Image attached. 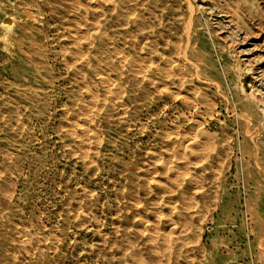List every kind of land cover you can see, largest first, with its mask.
Listing matches in <instances>:
<instances>
[{
	"label": "rangeland",
	"instance_id": "obj_1",
	"mask_svg": "<svg viewBox=\"0 0 264 264\" xmlns=\"http://www.w3.org/2000/svg\"><path fill=\"white\" fill-rule=\"evenodd\" d=\"M249 89L264 0H0V264H264Z\"/></svg>",
	"mask_w": 264,
	"mask_h": 264
},
{
	"label": "bare ground",
	"instance_id": "obj_2",
	"mask_svg": "<svg viewBox=\"0 0 264 264\" xmlns=\"http://www.w3.org/2000/svg\"><path fill=\"white\" fill-rule=\"evenodd\" d=\"M131 1V0H130ZM125 3H126V1H124ZM47 3V2H46ZM66 3V2H65ZM80 3H81V1H80ZM69 5V4H68ZM116 5V4H115ZM95 7V6H94ZM128 7V6H127ZM46 8V7H45ZM85 9V8H84ZM113 9V8H112ZM49 10V9H48ZM62 10V9H61ZM86 11V10H85ZM100 11V10H99ZM116 11V10H115ZM193 11V10H192ZM62 12V11H61ZM95 12V11H94ZM48 13V12H47ZM71 13V12H70ZM114 13V12H113ZM152 13V12H151ZM61 14V13H60ZM64 14V13H63ZM81 14V13H80ZM87 15V14H86ZM247 15V14H246ZM44 16V15H43ZM85 17V16H84ZM97 17V16H96ZM189 17V16H188ZM201 17V16H200ZM85 19V18H84ZM131 19V18H130ZM65 20H67V19H65ZM82 20V19H81ZM137 20V19H136ZM191 20V19H190ZM28 23V22H27ZM63 23V22H62ZM96 23V22H95ZM133 23V22H132ZM48 24V23H47ZM78 24V23H77ZM50 25V24H49ZM76 25V24H75ZM104 25V24H103ZM32 26V25H31ZM90 26V25H89ZM79 27V26H78ZM86 27V26H85ZM95 28H96V26H94ZM154 27V26H153ZM233 27V26H232ZM44 28V27H43ZM71 28V27H70ZM84 28V27H83ZM110 28V27H109ZM65 29V28H64ZM113 30V29H112ZM185 31V30H184ZM187 31V30H186ZM262 32V31H261ZM76 33V32H75ZM74 33V34H75ZM102 33V32H101ZM141 33V32H140ZM186 33V32H185ZM258 33V32H257ZM143 34V33H142ZM58 35V34H57ZM71 35V34H70ZM85 35V34H84ZM89 35V34H88ZM107 35V34H106ZM157 35V34H156ZM73 36H75V35H73ZM22 37V36H21ZM90 37V36H89ZM101 37V36H100ZM121 37V36H120ZM185 37H187V36H185ZM257 37V36H256ZM70 38V37H69ZM80 38V37H79ZM218 38V37H217ZM125 39V38H124ZM151 39V38H150ZM252 39V38H251ZM58 40V39H57ZM78 40V39H77ZM82 40V39H81ZM98 40V39H97ZM187 40V39H186ZM152 41V40H151ZM155 41V40H154ZM19 43V42H18ZM72 43V42H71ZM89 44V43H88ZM20 45V44H19ZM24 45V44H23ZM188 45V44H187ZM21 46V45H20ZM38 46V45H37ZM36 46V47H37ZM75 46V45H74ZM207 46V45H206ZM192 47V46H191ZM20 48V47H19ZM84 48V47H83ZM112 48V47H111ZM123 48V47H122ZM98 49V48H97ZM101 49V48H100ZM99 49V50H100ZM148 50V49H147ZM176 50V49H175ZM185 51V50H184ZM176 52V51H175ZM233 52V51H232ZM24 53V52H23ZM59 53V52H58ZM117 54V53H116ZM178 53H176V55H177ZM182 54V53H181ZM82 55V54H81ZM112 55V54H111ZM127 55V54H126ZM179 55H180V53H179ZM185 55V54H184ZM183 55V56H184ZM229 55V54H228ZM117 56V55H116ZM97 57V56H96ZM112 57V56H111ZM145 57V56H144ZM160 57V56H159ZM164 58V57H163ZM184 58V57H183ZM148 59V58H147ZM190 59H192V58H190ZM137 60H139V59H137ZM185 60V59H184ZM238 60V59H237ZM32 61V60H31ZM66 62V61H65ZM144 62V61H143ZM147 62V61H146ZM44 63V62H43ZM70 63H72V62H70ZM98 63V62H97ZM114 63V62H113ZM142 63V62H141ZM172 63V62H171ZM171 63H169V64H171ZM174 63V62H173ZM118 64V63H117ZM126 64V63H125ZM140 64V63H139ZM144 64V63H143ZM149 64V63H148ZM72 65V64H71ZM97 66V65H96ZM161 67V66H160ZM170 67V66H169ZM180 67V66H179ZM80 68V67H79ZM113 69V68H112ZM82 70V69H81ZM124 70V69H123ZM247 70V69H246ZM246 70H245V72H246ZM78 71V70H77ZM112 72V71H111ZM144 73H145V71H143ZM109 73H110V71H109ZM98 75V74H97ZM93 76V75H92ZM160 76V75H159ZM140 77V76H139ZM100 78V77H99ZM114 79V78H113ZM166 79V78H165ZM137 80V79H136ZM150 81V80H149ZM70 82V81H69ZM81 82V81H80ZM85 82V81H84ZM101 82H103V83H107L108 82V80L107 79H102L101 80ZM148 82V81H147ZM73 84V83H72ZM110 84V83H109ZM212 84V83H211ZM84 85V84H83ZM248 85V84H247ZM109 87V86H108ZM160 87V86H159ZM86 88V87H85ZM158 88V87H157ZM249 88V87H248ZM78 89V88H77ZM89 89V88H88ZM217 89V88H216ZM243 89V88H242ZM251 89V88H250ZM249 89V90H250ZM261 89V88H260ZM105 91V90H104ZM180 91V90H179ZM245 93V92H244ZM105 94V93H104ZM245 95H247V94H245ZM93 96V95H92ZM105 96V95H104ZM93 97H96V96H93ZM67 98V97H66ZM174 98V97H173ZM248 98L250 99V101L252 102V103H254L256 106H258L260 109H261V111H262V114H263V117H264V104L262 105L261 103H260V100H258V97H257V95L255 94V92H252V90H250L249 92H248ZM96 99V98H95ZM103 99V98H102ZM153 99V98H152ZM51 100V99H50ZM97 100V99H96ZM159 100V99H158ZM86 101V100H85ZM90 101H92V100H90ZM95 101V100H94ZM119 101V100H118ZM85 103V102H84ZM92 103H94V102H92ZM164 103V102H163ZM55 104V103H54ZM109 104V103H108ZM107 104V105H108ZM116 104V103H115ZM191 105V104H190ZM255 106V107H256ZM103 107V106H102ZM112 107V106H111ZM91 108H93V107H91ZM101 108V107H100ZM186 108V107H185ZM115 109V108H114ZM197 110V109H196ZM97 111V110H96ZM114 111V110H113ZM117 111V110H116ZM49 112V111H48ZM75 112V111H74ZM65 113V112H64ZM47 116V115H46ZM98 116V115H97ZM75 117V116H74ZM93 117H95V116H93ZM98 119V118H97ZM105 120V119H104ZM250 122V121H249ZM82 123V122H81ZM84 123V122H83ZM61 126V125H60ZM66 126V125H65ZM70 126V125H69ZM81 126V125H80ZM75 127V126H74ZM70 129V128H69ZM190 129V128H189ZM196 130V129H195ZM70 132V131H69ZM191 133V132H190ZM88 135V134H87ZM176 135V134H175ZM251 135V134H250ZM64 136V135H63ZM71 136V135H70ZM83 136V135H82ZM249 136V135H248ZM177 138V137H176ZM198 138V137H197ZM204 138V137H203ZM88 139V138H87ZM91 139V138H90ZM205 139V138H204ZM70 141V140H69ZM72 141V140H71ZM97 141H98V139H97ZM98 142H100V141H98ZM81 143H82V141H81ZM8 144V143H7ZM12 144V143H11ZM80 144V143H79ZM108 144V143H107ZM84 144H82V146H83ZM183 145V144H182ZM85 146V145H84ZM83 146V147H84ZM87 146V145H86ZM184 147V146H183ZM189 147V146H188ZM80 149H81V147H79ZM96 148V147H95ZM90 149V148H89ZM114 149V148H113ZM191 149V148H190ZM82 150V149H81ZM111 150V149H110ZM191 151V150H190ZM84 152V151H83ZM171 152V151H170ZM73 153V152H72ZM172 153V152H171ZM171 153H170V155H171ZM87 154V153H86ZM166 154H167V152H166ZM88 155V154H87ZM174 155H176V154H174ZM196 155V154H195ZM172 156V155H171ZM170 158V157H169ZM26 159V158H25ZM82 159V158H81ZM6 160V159H5ZM83 161V160H82ZM170 161V160H169ZM201 161H203V160H201ZM170 163H172V162H170ZM199 164V163H198ZM175 165V164H174ZM256 165V164H255ZM191 168V167H190ZM200 169V168H199ZM192 170V169H191ZM2 171V170H1ZM182 171V170H181ZM216 171V170H215ZM169 172V171H168ZM169 173H171V172H169ZM174 173H175V171H174ZM178 173V172H177ZM187 173V172H186ZM185 173V174H186ZM182 174V173H181ZM183 175V174H182ZM181 175V176H182ZM170 180H173V178L172 179H170ZM263 180V179H262ZM174 181V180H173ZM183 181V180H182ZM148 182V181H147ZM191 182V181H190ZM176 184H177V182H176ZM178 185V184H177ZM185 195V194H184ZM183 203V202H182ZM197 204V203H196ZM187 205V204H186ZM188 206V205H187ZM187 206H186V209H187ZM185 207V206H184ZM171 211H172V208H171ZM18 212V211H17ZM253 212V211H252ZM171 213V212H170ZM184 214V213H183ZM189 215V214H188ZM255 216V215H254ZM256 217V216H255ZM256 218H258V217H256ZM256 218H255V220H256ZM134 219V218H133ZM258 221H259V218L257 219ZM146 221V220H145ZM139 223V222H138ZM158 223V222H157ZM14 224V223H13ZM21 224V223H20ZM19 224V225H20ZM259 224H260V222H259ZM151 225V224H150ZM149 225V226H150ZM138 226H139V224H138ZM170 227V226H169ZM260 227V226H259ZM143 228V227H142ZM165 228V227H164ZM168 228V227H167ZM183 229H184V226H183ZM260 229H261V227H260ZM127 230V229H126ZM144 230H146V229H144ZM154 230V229H153ZM157 230V229H156ZM162 230V229H161ZM164 230V229H163ZM162 230V231H163ZM140 231V230H139ZM259 231V230H258ZM261 231V230H260ZM149 232V231H148ZM164 232V231H163ZM162 232V233H163ZM251 232V231H250ZM123 233V232H122ZM125 234V233H124ZM128 234V233H127ZM126 234V235H127ZM174 234V233H173ZM172 234V235H173ZM252 234V233H251ZM28 235V234H27ZM43 236V235H42ZM131 236V235H130ZM169 236V235H168ZM183 236V235H182ZM12 237V236H11ZM46 237V236H45ZM143 237V236H142ZM122 238V237H121ZM167 238V237H166ZM34 239H36V237L34 238ZM151 239V238H150ZM146 240V239H145ZM168 240V239H167ZM44 241V240H43ZM46 241H47V239H46ZM15 242V241H14ZM17 242V241H16ZM45 242V241H44ZM151 242V241H150ZM152 243V242H151ZM154 245V244H153ZM174 245V244H173ZM137 247V246H136ZM151 247V246H150ZM156 247V246H155ZM22 248V247H21ZM39 248V247H38ZM130 249V248H129ZM156 249V248H155ZM164 249H166V248H164ZM131 250V249H130ZM144 250V249H143ZM261 250V249H260ZM12 252V251H11ZM181 252V251H180ZM178 253V252H177ZM30 254V253H29ZM139 254V253H138ZM148 254V253H147ZM165 254V253H164ZM13 255V254H12ZM14 256H15V254H14ZM169 256V255H168ZM167 256V257H168ZM4 257V256H3ZM2 257V258H3ZM165 257V256H164ZM177 257V256H176ZM142 260V259H141ZM164 260V259H163ZM168 260V259H167ZM172 260H174L173 258H172ZM165 261V260H164ZM143 262V261H142ZM174 262V261H173ZM6 264V263H5ZM20 264V263H19ZM147 264V263H146Z\"/></svg>",
	"mask_w": 264,
	"mask_h": 264
}]
</instances>
